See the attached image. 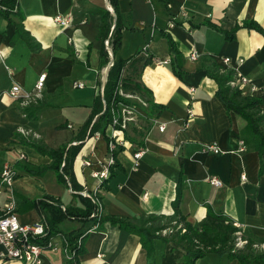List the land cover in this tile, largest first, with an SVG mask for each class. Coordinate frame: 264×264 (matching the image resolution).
Segmentation results:
<instances>
[{
    "label": "crops",
    "instance_id": "1",
    "mask_svg": "<svg viewBox=\"0 0 264 264\" xmlns=\"http://www.w3.org/2000/svg\"><path fill=\"white\" fill-rule=\"evenodd\" d=\"M98 8L111 10L107 0H16L10 17L17 21L15 10L20 14L19 32L23 36L17 37L14 23L0 14V167L8 162L14 168L12 191L15 208H19L14 210L19 222L39 220L34 209L23 208V200L50 195L64 205H78L79 194L96 190L102 214L169 220L181 170L186 186L179 208L184 222L198 226L206 204L230 221L238 222L244 237L260 240L264 236V155L258 174V155L251 148L242 123L215 97L214 82L204 69L216 65L219 72L223 67L221 58L228 56L230 63L224 72L245 76L255 87L251 96L259 98L260 108L264 109V37L240 26L252 19L264 30V0H118L119 13L128 24L121 29L115 56L143 60L148 55L150 61L143 65L138 79L159 107L145 117L150 123L137 166L132 168V153L137 146L126 142L113 156L116 166L104 183L105 189L99 187L101 180L91 173L107 167V142L99 132L80 136L82 124L91 113L93 97L97 90L102 92L104 72L112 59L109 60V46H105L104 39L108 61L104 65L99 63V14L94 11ZM56 15L66 19V24L54 22ZM172 19L181 24H173ZM236 24L240 27L233 39H225L221 30L228 31ZM159 32L167 33L174 42L180 56L179 76L173 72L172 52ZM129 63L123 76L132 71V61ZM42 72V88L33 94L37 75ZM78 82L81 87L74 86ZM12 84L20 89L16 97L8 93ZM119 91L130 92L123 88ZM23 93L29 96L26 98ZM135 107L138 117L133 123L139 126L146 113L138 104ZM188 108L192 112L190 117L186 114ZM111 131L107 126L105 134L109 136ZM16 134L51 149L80 143L72 162L74 182L70 191L66 184L56 180L51 168L37 175L24 171V166L44 167L50 160L22 144ZM116 137L122 138V132ZM238 140L244 143L242 151H238ZM206 143H214L220 152H202ZM82 160H88L89 165H81ZM208 175H215L221 184L209 185ZM5 191L2 187L1 207L7 198ZM71 222L74 225L68 231L92 226L90 222ZM170 226L155 233L166 234L172 230ZM179 227L180 223L176 225ZM52 242L56 249L42 251L40 264H63L60 237H53ZM83 248L78 264H183L184 250L174 242L155 238L147 255L136 235L108 222L87 232ZM0 264L19 262L5 258ZM194 264L239 263L224 254L209 252Z\"/></svg>",
    "mask_w": 264,
    "mask_h": 264
},
{
    "label": "trees",
    "instance_id": "2",
    "mask_svg": "<svg viewBox=\"0 0 264 264\" xmlns=\"http://www.w3.org/2000/svg\"><path fill=\"white\" fill-rule=\"evenodd\" d=\"M107 2L111 7L113 15L105 8L94 10L99 14L96 37L101 42V47L98 52L100 65H104L108 61V54L103 45L104 39L107 40V44L112 53V59L105 73L102 92L99 94L97 90V93L93 97L91 113L82 124L83 131L80 136L81 138L83 136L89 137L93 133L99 132L106 142H108L111 137L105 134V129L110 122L112 111L120 102L125 104L133 103L134 105L138 104L142 107L146 115L140 118L139 126L128 122L122 130V139L131 145L141 147L143 137L150 123L145 117L148 116V112H152L159 107L158 104L151 101L147 90L141 85L138 79L141 68L150 61V58L148 55H145L146 57L143 60H138L133 58V56L127 58L115 56L120 45L121 29L125 28L128 22L119 13L118 0H107ZM15 6L16 0H0V14L8 22L14 23V37H17L23 35L19 32L21 25L19 12L15 10V13L18 15L17 21L10 17L13 14ZM171 22L173 24H181L180 21L173 19ZM240 26L246 29H253L264 37V30L252 19L241 22ZM240 26L236 24L228 31L221 30L223 37L227 40L233 39L235 30ZM159 33L165 38L168 51L172 52L173 72L179 76L180 72L178 67L180 56L174 46V42L167 33ZM131 61L132 71L129 75L123 76L122 71L124 67ZM204 72L214 82L215 97L226 111H232L242 123L249 144L258 155L257 172L260 174L263 167L262 156L264 155V109L260 108L261 103L259 98L247 94L243 95L240 93L239 88L229 86L226 83L231 78V72L229 71L219 73L216 65H211V68L204 69ZM119 88H123V90L127 89L130 92H119ZM130 98L135 102L130 100ZM93 115H96V117L91 121ZM85 130L86 133L84 132ZM14 136L18 137L22 144L28 145L37 153L45 155L50 160L49 164L44 167L24 166L23 169L26 173L37 175L48 167L54 170L57 181L65 184L64 177H66L71 188L73 187L74 178L71 167L73 159L80 147L79 142L68 147L62 145L56 149H51L35 139L25 138L19 134ZM121 149L122 147H117L113 150L112 156L115 157L116 153ZM115 166V161L107 165V175L100 181L99 187L106 188L104 183L113 175L112 168ZM185 186V177L180 170L174 187V196L171 201L173 209L172 219L162 221L159 220V217L154 216L143 218L102 214L98 206L100 196L97 190L95 192L85 191L84 195L79 194L77 196L78 205H64L57 198L50 195H42L38 198L23 200L22 203L24 209H34L39 221L43 224V233L34 239L35 242L45 248L53 237L59 236L64 250L63 254L66 264H78V255L84 250L83 242L87 232L86 230L61 231L59 224L64 220H77L81 223L90 222L91 224H96L97 228H100L104 222L116 225L121 230L136 235L147 255L152 251V242L155 238L163 242H174L184 250L182 255L183 264H194L196 259L203 257L209 252L217 255L224 254L229 259H235L239 264H264V249L257 250L251 247L254 239L246 238L247 242L244 245L240 248L234 247L232 233L235 227L231 225L229 218L221 211H215L210 206L204 204V216L198 226H192L184 222V215L179 207ZM17 209L19 208H15L14 210ZM4 214L5 212L0 211V217ZM172 220L175 221V224H172ZM178 223H180L181 227L176 228ZM170 225L172 226L170 232L166 234L155 233L161 228ZM180 228H183V231ZM3 259L5 257H0V261Z\"/></svg>",
    "mask_w": 264,
    "mask_h": 264
},
{
    "label": "built area",
    "instance_id": "3",
    "mask_svg": "<svg viewBox=\"0 0 264 264\" xmlns=\"http://www.w3.org/2000/svg\"><path fill=\"white\" fill-rule=\"evenodd\" d=\"M54 22H57L60 25L66 24L67 20L64 18H61L60 16L56 15L52 18ZM105 46L107 47V42L104 41ZM195 56L193 54L190 55V58H194ZM155 62H161V63H167L168 60L163 59H155ZM238 62L241 61L240 58L237 59ZM221 63L223 67L219 69V72H224L226 66L230 63V58L228 56H224L221 58ZM110 62H108L109 66ZM224 68V69H223ZM45 74L39 73L37 75L36 81L33 86V94H38V92L41 90L43 85ZM231 87H237L240 90L241 94H247L250 95L255 91V87L250 84L248 79L241 75L237 74L236 72L231 73V78L226 82ZM243 85H247V89H243ZM75 87H81L82 83H74ZM264 91V87L262 88ZM190 91L193 89L190 88ZM120 92V91H119ZM8 93L16 97L20 93V89L17 84H12L9 88ZM24 96L27 98L29 96V93H23ZM187 116H192L191 109H186ZM137 115L136 107L134 104H125V103H118L117 107L112 111L110 122L108 124V127L111 128V139L108 140L106 146L108 151V157L106 160V164H111L113 162V156L112 152L117 147H124L126 145V142L119 137H116L117 134L121 133L122 130L126 127L128 124L127 121L133 120L134 117ZM163 125H158V130H162ZM73 144V143H72ZM244 149V143L242 140H238V151H242ZM201 151L205 153L210 154H217L220 152L218 147L214 143H206L203 144L201 147ZM143 150L142 147H137V149L132 153V168H135L137 166V161L139 157L142 155ZM81 165L87 166L89 165L88 160H82ZM15 175L14 168L12 164L8 162H4L0 167V193L1 188H5V192L7 194V198L3 206H0V211L5 212L3 216L0 217V257H5L9 259H14L19 264H40L41 262V254L43 250H55L56 244L50 240L47 243V246L43 248L41 245H39L37 242H35V238L37 236L41 235L43 233V224L37 220L32 223H21L19 222L17 215L15 214L14 208H15V200L13 197V191H12V179ZM107 175V167L99 172H92L91 176L97 178L98 180H102ZM243 178V175H241ZM65 184L70 191V183L65 178ZM206 181L209 185L212 186H218L221 184L220 180L215 175H208L206 176ZM232 226L235 227V230L233 232L234 240L233 244L234 246L241 247L247 242L246 237H244L242 233L241 225L238 222H231ZM96 224H92V226L89 229H86V232L90 231L91 229L95 228ZM164 230H161V232H164ZM251 247L257 250L264 249V236L258 240L251 243ZM62 252L64 253V250L62 248ZM99 256V255H98Z\"/></svg>",
    "mask_w": 264,
    "mask_h": 264
},
{
    "label": "rangeland",
    "instance_id": "4",
    "mask_svg": "<svg viewBox=\"0 0 264 264\" xmlns=\"http://www.w3.org/2000/svg\"><path fill=\"white\" fill-rule=\"evenodd\" d=\"M130 100H133V99H130ZM133 102H135V101L133 100ZM137 117H138V115H136V116L134 117L133 120H130V121H127V122H129V123H133V122L136 120ZM19 219H20V218H19ZM71 221H73V220H65L64 222H62V223L59 225L60 230L63 231V232L68 231V230L71 228V226L74 225V223H72ZM231 222H233V221H231ZM231 225H232V224H231ZM232 238H233V240H234V235H233V233H232ZM234 247H235V248H240V247H237V246H234ZM43 252H44V250H43ZM63 256H64V255H63ZM63 264H66V263H65V260H64Z\"/></svg>",
    "mask_w": 264,
    "mask_h": 264
},
{
    "label": "water",
    "instance_id": "5",
    "mask_svg": "<svg viewBox=\"0 0 264 264\" xmlns=\"http://www.w3.org/2000/svg\"><path fill=\"white\" fill-rule=\"evenodd\" d=\"M109 12H110V13L113 15V13H112V10H110ZM108 52H109V54H110V57H109V60H110V59H111V57H112V53H111V51H110V49H109V48H108ZM106 69H107V68H106ZM106 69H105V70H106ZM104 75H105V72H104ZM104 77H105V76H103L102 83H103V81H104Z\"/></svg>",
    "mask_w": 264,
    "mask_h": 264
}]
</instances>
